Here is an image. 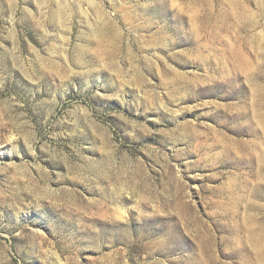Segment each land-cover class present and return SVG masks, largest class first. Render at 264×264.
Listing matches in <instances>:
<instances>
[{
  "label": "rangeland",
  "instance_id": "obj_1",
  "mask_svg": "<svg viewBox=\"0 0 264 264\" xmlns=\"http://www.w3.org/2000/svg\"><path fill=\"white\" fill-rule=\"evenodd\" d=\"M0 264H264V0H0Z\"/></svg>",
  "mask_w": 264,
  "mask_h": 264
}]
</instances>
